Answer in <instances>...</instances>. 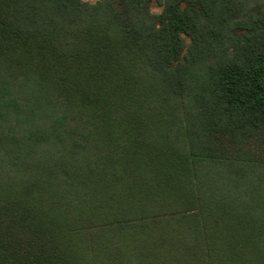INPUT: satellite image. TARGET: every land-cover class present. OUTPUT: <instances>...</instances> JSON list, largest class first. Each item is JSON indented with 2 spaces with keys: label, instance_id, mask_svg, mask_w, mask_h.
I'll list each match as a JSON object with an SVG mask.
<instances>
[{
  "label": "trees",
  "instance_id": "trees-1",
  "mask_svg": "<svg viewBox=\"0 0 264 264\" xmlns=\"http://www.w3.org/2000/svg\"><path fill=\"white\" fill-rule=\"evenodd\" d=\"M0 264H264V0H0Z\"/></svg>",
  "mask_w": 264,
  "mask_h": 264
},
{
  "label": "rangeland",
  "instance_id": "rangeland-1",
  "mask_svg": "<svg viewBox=\"0 0 264 264\" xmlns=\"http://www.w3.org/2000/svg\"><path fill=\"white\" fill-rule=\"evenodd\" d=\"M84 1L87 3H96L99 0H84ZM153 9H155V7Z\"/></svg>",
  "mask_w": 264,
  "mask_h": 264
}]
</instances>
